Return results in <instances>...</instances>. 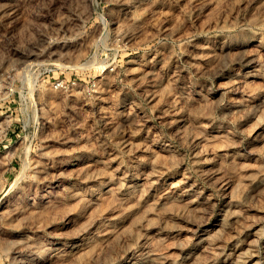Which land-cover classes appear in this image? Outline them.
<instances>
[{"label": "rangeland", "instance_id": "374dc122", "mask_svg": "<svg viewBox=\"0 0 264 264\" xmlns=\"http://www.w3.org/2000/svg\"><path fill=\"white\" fill-rule=\"evenodd\" d=\"M264 264V0H0V264Z\"/></svg>", "mask_w": 264, "mask_h": 264}, {"label": "bare ground", "instance_id": "6f19581e", "mask_svg": "<svg viewBox=\"0 0 264 264\" xmlns=\"http://www.w3.org/2000/svg\"><path fill=\"white\" fill-rule=\"evenodd\" d=\"M255 259H258L256 254H250L247 258L244 264H257Z\"/></svg>", "mask_w": 264, "mask_h": 264}]
</instances>
